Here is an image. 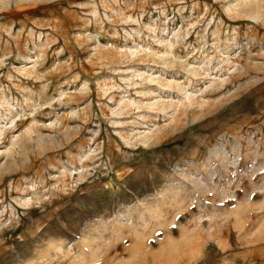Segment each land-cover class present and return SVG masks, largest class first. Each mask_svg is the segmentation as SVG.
Masks as SVG:
<instances>
[{
    "label": "rangeland",
    "instance_id": "1",
    "mask_svg": "<svg viewBox=\"0 0 264 264\" xmlns=\"http://www.w3.org/2000/svg\"><path fill=\"white\" fill-rule=\"evenodd\" d=\"M0 264H264V0H0Z\"/></svg>",
    "mask_w": 264,
    "mask_h": 264
}]
</instances>
